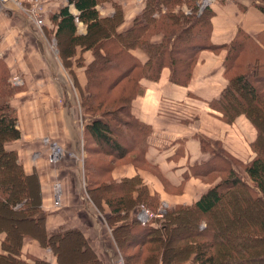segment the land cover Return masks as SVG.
I'll return each mask as SVG.
<instances>
[{"label": "trees", "instance_id": "trees-1", "mask_svg": "<svg viewBox=\"0 0 264 264\" xmlns=\"http://www.w3.org/2000/svg\"><path fill=\"white\" fill-rule=\"evenodd\" d=\"M102 2L114 9L111 16H101ZM185 3L189 13L182 8ZM70 5L79 10L78 15ZM259 8L264 12L263 5ZM198 9L197 0H146L133 26L122 32L125 16L118 1L68 0V5L52 14L55 28L51 34L65 66L78 46L94 54L81 95L82 113L89 119L84 129L86 188L100 211L103 202L110 207L107 223L125 264H174L191 259L195 264H264V32L256 37L239 33L226 45L227 83L210 103L223 122L233 124L245 116L257 130L251 143L255 157L244 166L245 175L233 166L221 142L201 137L203 149L213 145L217 150L194 172L220 180L195 206L168 210L159 225L142 224L136 214L131 215L146 203L156 211L161 202L146 186L140 188L138 198L133 197L139 179L118 183L111 178L120 160L130 157L131 162H146L142 153L148 147L150 128L132 113L133 100L159 80L165 66L171 68L175 84L186 86L202 53L221 48L211 41L214 10L206 7L198 13ZM76 17L87 27L85 34H78ZM156 34L162 35L159 43L152 41ZM0 70V84L10 88L11 70L3 60ZM17 91L9 90L6 101L0 100V264H54L23 252L30 239L50 249L55 264H103L80 229L47 228L49 212L43 207L38 174H27L18 152L6 148L8 142L21 138L17 109L11 102ZM251 206L261 208V220L240 219ZM13 224L19 228L15 230ZM26 224L37 229H26ZM225 234L229 240L217 238Z\"/></svg>", "mask_w": 264, "mask_h": 264}, {"label": "crops", "instance_id": "crops-1", "mask_svg": "<svg viewBox=\"0 0 264 264\" xmlns=\"http://www.w3.org/2000/svg\"><path fill=\"white\" fill-rule=\"evenodd\" d=\"M122 1L125 17L121 32L133 26L146 0ZM65 5L68 0H47L45 4V25L51 36H54L51 32L55 26L48 25L47 19L51 12L54 14ZM185 6L188 7L186 3ZM99 9L104 17L114 13L109 2ZM212 9L215 15L211 41L221 48L202 53L186 86L175 84L171 68L165 66L159 80L147 85L143 94L132 102V113L150 128L148 147L142 153L146 162H131L130 157L120 160L113 167L111 178L118 183L139 179L133 190L134 198H138L140 188L146 186L151 196L168 203L170 209L195 206L198 199L220 180V177L210 180L211 176L203 177L194 172L197 165L211 159L212 150H217L213 145L203 149L201 137L221 142L229 157L246 163L255 157L251 143L257 133L250 120L242 116L233 124L223 122L221 113L210 103L219 97L227 83L224 76L226 45L242 32L252 37L263 33L264 12L253 0H217ZM70 10L74 15L79 14L74 5H70ZM76 22L78 34H85V24L80 20ZM161 40V34L152 39L155 43ZM55 55L47 39L38 33L27 16L11 3L0 8V60L10 68L12 79L20 75L24 80V85L11 98L17 109L21 138L8 142L6 148L18 152L27 174H38L43 207L49 212L47 228L50 231L80 229L103 264H116L113 250L121 253L113 236L105 235L100 213L94 212L92 206L96 207L80 188L85 184V171L83 174L80 161L88 156L85 151L84 156L81 154L80 143L84 141V129L89 119L83 120V113H77L75 108L87 85L86 68L94 54L78 46L76 53L68 57V66L64 65L59 51ZM79 59H82L81 64H78ZM53 142L59 143L67 155L57 165L49 162ZM69 156L74 160L72 164L66 163ZM56 183L61 187V206L58 208L53 204ZM102 213L104 216L111 214L105 202ZM135 214L133 210L131 215ZM23 252L56 263L53 252L42 247L36 239L27 240Z\"/></svg>", "mask_w": 264, "mask_h": 264}, {"label": "rangeland", "instance_id": "rangeland-1", "mask_svg": "<svg viewBox=\"0 0 264 264\" xmlns=\"http://www.w3.org/2000/svg\"><path fill=\"white\" fill-rule=\"evenodd\" d=\"M23 2H24V5H25V7L27 8V7H30L32 4H34L35 3V0H22ZM43 2H44V7H43V14H41V19L44 21L42 24H41V27H39L38 25H37V23H36V21H35V19L31 16V14L29 13V12H25V11H23L20 7H18L17 5H15V4H13V3H11L12 5H14L15 6V9L16 10H18L19 12H21V13H23L25 16H27V18L35 25V27L37 28V30H38V33L43 37V38H45V39H47V43H48V45H49V48H50V50L53 52V53H55L56 55L55 56H57V53H58V47H57V40H56V38H55V36H51V35H49V30H48V28H46V25H45V17H46V13H47V8H46V6H45V4H46V2H47V0H42ZM113 1H118V2H123L122 0H113ZM217 0H210L209 1V3H208V5L206 6V7H212V5L216 2ZM252 1V0H251ZM254 1V4H259V5H263L264 6V0H253ZM104 5V2H102V4L100 3V7L101 6H103ZM66 6V5H65ZM205 7V8H206ZM182 8H183V10L185 11V13H189L190 12V10H189V8L187 7L186 8V6H185V4L182 6ZM204 8V9H205ZM53 13L51 12L50 13V15H49V17H48V19H47V23H48V25H51V24H54L53 23V21H52V23L50 22V20H52L53 18H52V15ZM38 17H40V15L38 16ZM76 20V19H75ZM77 21V20H76ZM54 26H55V24H54ZM2 68H3V66H2ZM1 68V69H2ZM1 71V70H0ZM2 72H4V69L2 70ZM12 76V75H11ZM15 76H19V79L20 80H18V79H16V80H14V77ZM14 77H13V79L11 78H9V83H10V88L9 87H5V86H3L4 84H0V100L2 99L3 101H6V99H7V94L8 93H10L11 91L13 92L14 90H16V89H19L20 87H22L23 85H24V80H23V78L20 76V75H15ZM74 82V81H73ZM108 82V81H107ZM101 83H104V82H101ZM105 85V84H104ZM2 86H3V89H2ZM9 90H10V92H9ZM4 93V95H3V93ZM11 94V93H10ZM11 97V96H10ZM1 100V102H3ZM82 100H81V97L79 98V99H77V104H79L78 106H79V108L77 107V104H76V108H75V110H77V113H78V111H79V113H81L82 112ZM83 118V120H84V118H88V117H86V116H84V114L83 115H81ZM90 118V117H89ZM255 128V127H254ZM256 129V128H255ZM256 133H257V130H256ZM85 140H87V139H85ZM83 142V143H82ZM87 142H89V141H87ZM80 148H81V150H82V155L84 156V151H85V153H86V149H88V145H87V143L85 142L84 143V141H81V143H80ZM50 155H51V145H50V154H49V162H50ZM65 156H67L66 155V151H65V149H64V155H63V158L65 157ZM232 157V160H233V166L235 167V168H237L240 172H242L244 175L246 174V172L244 171V166L247 164L246 162H244V161H242V160H238V159H236V158H234L233 156H231ZM62 159V158H61ZM61 159H60V161H61ZM73 159V158H72ZM86 159V158H85ZM73 161L74 160H71V156H69V159H67L66 160V163H68V164H72L73 163ZM81 164L83 165L81 168H82V173L84 174V171H85V160L83 161L82 159H81ZM51 163V162H50ZM59 162H57L56 164H53V163H51L52 165H57ZM82 181V183H83V180H81ZM56 185H59V183H56ZM81 190H82V193H83V195H85V198H86V196H87V198L89 199V196H88V194H87V188H86V177H85V184H81ZM54 198V200H55V197H53ZM86 198V199H87ZM90 200V199H89ZM91 202V201H90ZM92 203V202H91ZM146 203V202H145ZM54 204V203H53ZM147 204V203H146ZM145 204V207L144 206H142L141 207V209L136 213V216H137V218H138V220H139V215H140V213L142 212V210L143 209H148L152 214H154V213H162V216L161 217H157V216H155V217H153L152 218V220L150 221V223H153V225L155 224V225H159V224H161L164 220H165V217H166V214H167V211L168 210H173V208H169V206H168V203H166L165 201H163V202H160V205H159V207H158V210H152L150 207H148V205H146ZM94 205V204H93ZM95 206V205H94ZM242 206H244V204L242 205ZM96 207V206H95ZM148 207V208H147ZM88 208V207H87ZM92 208H93V210H94V212L97 214V215H99V213H100V217H101V221L103 220V227H104V232H105V235H112V227H110L109 225H108V223L106 222L107 221V218H106V216H104V214L102 213V210L100 211L97 207H96V209L99 211H97L93 206H92ZM150 208V209H149ZM241 207H239V209H240ZM238 209V210H239ZM242 209V208H241ZM231 210H233L235 213H238L237 212V210L235 211L234 210V208L233 209H231ZM89 211H90V213L92 212L90 209H89ZM240 211H242V210H240ZM261 215H262V211H261V208L259 207V206H251V208H250V210L248 211V212H245L244 213V215L243 216H241L240 215V219L241 220H244L245 218H247L246 219V221H248V220H250V221H256V220H261L262 219V217H261ZM102 216H103V219H102ZM239 218V217H238ZM97 219H98V217H97ZM157 219V220H156ZM99 220V219H98ZM154 220H156V221H154ZM107 223V224H106ZM101 224V225H102ZM15 230H16V227H18L19 225H16V224H13V225H11ZM201 226H202V223H201ZM26 229H37V227L35 226V225H33V224H26L25 226H24ZM23 227V228H24ZM102 227V228H103ZM19 228V227H18ZM108 228H109V230H108ZM227 234H225V235H218L217 236V238H219L220 240H222V241H227V240H229V239H227ZM119 253H120V251H119ZM73 258H75V257H73ZM113 258L115 259L113 262H116V264H125V260H124V258H123V256L121 255V254H118V253H116V252H114V250H113ZM76 260H78V261H80V259L78 258V257H76ZM183 263H185V264H195V263H193L192 262V259L191 260H188V261H186V262H182V263H174V264H183Z\"/></svg>", "mask_w": 264, "mask_h": 264}, {"label": "built area", "instance_id": "built-area-1", "mask_svg": "<svg viewBox=\"0 0 264 264\" xmlns=\"http://www.w3.org/2000/svg\"><path fill=\"white\" fill-rule=\"evenodd\" d=\"M210 0H197V4L199 6L198 13L202 12L204 8L208 5ZM9 3H13L20 7L23 11L29 12L31 16L35 19L37 25L41 27V24L44 22L41 19V14H43V7L44 2L42 0H35V3L32 4L30 7H25L24 2L22 0H0V8L2 6H5ZM43 12V13H42ZM40 15V17H38ZM76 20L79 21V18L76 17ZM20 80L19 76H15L14 80ZM47 141V139H46ZM48 142V141H47ZM64 155V149L63 147L57 143L53 142L51 144V155H50V162L53 164H56L60 161V159ZM54 206L59 207L61 206V187L60 185H55V200H54ZM161 217L162 213H154L152 214L148 209H143L142 212L139 215V221L142 224H146L152 220L153 217Z\"/></svg>", "mask_w": 264, "mask_h": 264}]
</instances>
